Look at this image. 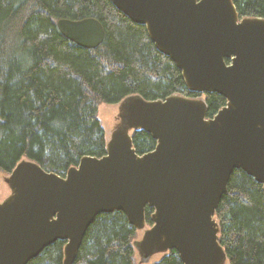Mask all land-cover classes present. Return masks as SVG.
Listing matches in <instances>:
<instances>
[{
    "label": "water",
    "instance_id": "water-1",
    "mask_svg": "<svg viewBox=\"0 0 264 264\" xmlns=\"http://www.w3.org/2000/svg\"><path fill=\"white\" fill-rule=\"evenodd\" d=\"M110 1L146 27L188 90L217 93L226 105L207 119L202 99L134 96L103 157L81 158L64 177L20 161L0 204V264H27L56 241L65 242L63 264H73L98 215L121 211L141 229L146 206L155 226L136 244L144 259L175 250L182 264H222L213 217L232 172L241 169L264 192V19H239L231 0ZM56 26L85 49L105 38L94 18ZM128 130L149 133L154 151L138 156Z\"/></svg>",
    "mask_w": 264,
    "mask_h": 264
},
{
    "label": "trees",
    "instance_id": "trees-1",
    "mask_svg": "<svg viewBox=\"0 0 264 264\" xmlns=\"http://www.w3.org/2000/svg\"><path fill=\"white\" fill-rule=\"evenodd\" d=\"M237 15L264 19V0H231ZM94 18L104 28L98 47L85 49L57 29L60 19ZM203 97L207 119L226 105L217 93L190 92L182 72L110 0H0V172L23 160L64 177L86 156L106 155L98 119L101 104L140 96ZM135 152L155 148L144 130L132 133ZM264 192L241 169L232 172L215 212L219 244L229 264H264ZM152 210L146 209L150 223ZM135 230L123 212L98 215L73 264H134ZM65 242L56 241L27 264H63ZM150 264H182L170 250Z\"/></svg>",
    "mask_w": 264,
    "mask_h": 264
},
{
    "label": "rangeland",
    "instance_id": "rangeland-1",
    "mask_svg": "<svg viewBox=\"0 0 264 264\" xmlns=\"http://www.w3.org/2000/svg\"><path fill=\"white\" fill-rule=\"evenodd\" d=\"M131 98L132 97H129L119 102L118 104H101L98 107V119L100 120L102 128L104 130L106 143L111 140V137L115 131L124 128L123 116L125 113V107L127 103L131 100ZM128 133L129 135H131L132 130H128ZM11 194L12 190L9 186V174L0 172V204L4 202L8 197H10ZM215 221L217 222V220ZM149 227V225H146L143 229L137 230L135 232V238L132 240L134 264H150L161 260L164 256L168 254V251L159 252L153 254L147 259H144L143 253L139 250L136 244L143 240L145 234L144 232L148 230ZM222 264L229 263L226 259H224L222 261Z\"/></svg>",
    "mask_w": 264,
    "mask_h": 264
},
{
    "label": "flooded vegetation",
    "instance_id": "flooded-vegetation-1",
    "mask_svg": "<svg viewBox=\"0 0 264 264\" xmlns=\"http://www.w3.org/2000/svg\"><path fill=\"white\" fill-rule=\"evenodd\" d=\"M247 18H250V17H247ZM240 19V18H239ZM244 19V18H243ZM143 26V25H142ZM146 28V27H145ZM148 33V32H147ZM149 36V35H148ZM150 38V37H149ZM151 41V40H150ZM152 42V41H151ZM153 43V42H152ZM154 44V43H153ZM155 45V44H154ZM159 51V50H158ZM160 52V51H159ZM163 54V53H162ZM168 57V56H167ZM173 62V61H172ZM226 62H227V64H230V60H226ZM190 91V90H189ZM190 92H192V91H190ZM194 93H196V92H194ZM200 94H204V93H200ZM132 97H134V96H132ZM186 98V97H185ZM127 99V98H126ZM189 99H191V98H189ZM198 99H202V100H204V98L203 97H200V98H197V99H193V100H198ZM125 100V99H124ZM205 101V100H204ZM206 103V102H205ZM206 118H207V113H206ZM135 130H132V133L134 132ZM146 132V131H145ZM132 133H131V138H132ZM149 134V133H148ZM151 136V135H150ZM152 137V136H151ZM153 139V138H152ZM154 140V139H153ZM155 141V140H154ZM133 144V143H132ZM155 146H156V141H155ZM155 149V148H154ZM154 149L152 150V151H154ZM135 150V149H134ZM151 151V152H152ZM137 154V153H136ZM138 155V154H137ZM138 156H141V155H138ZM263 190V189H262ZM147 208H149V209H151L152 210V213H151V215H150V218H149V220H150V223H148L147 222V220H146V209ZM114 212V211H113ZM216 212V211H215ZM155 213V210L154 209H152L151 207H148V206H146L145 207V209H144V225H143V227L141 228V229H143L144 228V226H146V225H149L150 227H149V229L148 230H150L152 227H154L155 226V223L152 221V215ZM123 214H124V212H123ZM125 215V214H124ZM125 217H126V215H125ZM214 219H215V215H214V217H213ZM126 219H127V217H126ZM216 220V219H215ZM127 223H128V220H127ZM218 223V222H217ZM129 224V223H128ZM130 225V224H129ZM130 226H132V225H130ZM133 227V226H132ZM134 228V227H133ZM141 229H136V228H134V230H135V232L137 231V230H141ZM148 230H146L144 233L146 234V232L148 231ZM145 234H144V236H145ZM144 238V237H143ZM219 238V237H218ZM169 252V251H168ZM226 260H227V258H226ZM228 261V260H227ZM229 263V262H228Z\"/></svg>",
    "mask_w": 264,
    "mask_h": 264
},
{
    "label": "bare ground",
    "instance_id": "bare-ground-1",
    "mask_svg": "<svg viewBox=\"0 0 264 264\" xmlns=\"http://www.w3.org/2000/svg\"><path fill=\"white\" fill-rule=\"evenodd\" d=\"M57 27V26H56ZM58 29V28H57ZM60 32V31H59Z\"/></svg>",
    "mask_w": 264,
    "mask_h": 264
}]
</instances>
